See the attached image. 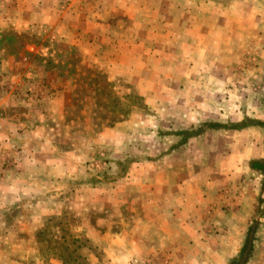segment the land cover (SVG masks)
<instances>
[{"label": "rangeland", "instance_id": "374dc122", "mask_svg": "<svg viewBox=\"0 0 264 264\" xmlns=\"http://www.w3.org/2000/svg\"><path fill=\"white\" fill-rule=\"evenodd\" d=\"M256 120L264 0H0V264H238Z\"/></svg>", "mask_w": 264, "mask_h": 264}, {"label": "crops", "instance_id": "0c3cea01", "mask_svg": "<svg viewBox=\"0 0 264 264\" xmlns=\"http://www.w3.org/2000/svg\"><path fill=\"white\" fill-rule=\"evenodd\" d=\"M260 158H264V156H261ZM243 173L244 170H240L239 167H236L234 169V172H239ZM243 182L242 179H238L237 180V184H239V186H237V189H239V193L240 195L238 196H233V197H229L228 199H225V204L224 206L226 207L225 210H222V217H218L216 221H220L221 224L225 223L226 225L229 226V228H227L228 230L232 229L233 226V220L235 219L236 221H246V219H248V214L247 212H245V206L248 205L249 207L254 203V197L252 199V197H244V195L246 194H250L248 192H245L244 190L246 189L245 186H243ZM154 189L150 192V196H148V199L150 198V203L156 202L158 201V199H156V197H154V193L156 192H160L164 191L165 188H163L162 186L160 187H153ZM157 189V190H156ZM258 186L256 185L255 191L252 192V195H254V193L257 192ZM179 197V196H178ZM180 197L177 200L180 202V204L184 205L183 202V198H184V191L182 189L181 193H180ZM180 199V200H179ZM230 199V200H229ZM249 199V200H248ZM156 203L152 204L155 205ZM221 206L217 207L219 209H217V211L222 209V204H220ZM229 205H231L230 208H227ZM243 209V210H242ZM180 210V211H179ZM184 208L182 207L181 209L178 208L177 211L178 213L183 212ZM229 211H234L235 215L232 216L230 215ZM229 212V213H228ZM264 222V221H263ZM256 239L255 241L252 242V250H251V255L249 257V259L247 260L246 264H264V232H256ZM258 236H260V238H258Z\"/></svg>", "mask_w": 264, "mask_h": 264}, {"label": "trees", "instance_id": "16d2710c", "mask_svg": "<svg viewBox=\"0 0 264 264\" xmlns=\"http://www.w3.org/2000/svg\"><path fill=\"white\" fill-rule=\"evenodd\" d=\"M242 122L244 121H241L239 123H234V124H231V125H234V126H223V124H216V123H213V124H210L211 127H215V128H225V129H241L243 127H245L246 125L242 124ZM255 123H259L260 125L264 126V122L263 121H255ZM178 134H186V132H178ZM250 168L252 169H255L257 171H260V172H264V162H261V161H252L250 163Z\"/></svg>", "mask_w": 264, "mask_h": 264}, {"label": "water", "instance_id": "95a60500", "mask_svg": "<svg viewBox=\"0 0 264 264\" xmlns=\"http://www.w3.org/2000/svg\"><path fill=\"white\" fill-rule=\"evenodd\" d=\"M253 229H254V226L251 227V231L249 232V235H248L247 246H246L245 251L242 254V258H241V260H240V262L238 264H243L245 259L248 256V252H249V250L251 248V243H252V238H253Z\"/></svg>", "mask_w": 264, "mask_h": 264}]
</instances>
